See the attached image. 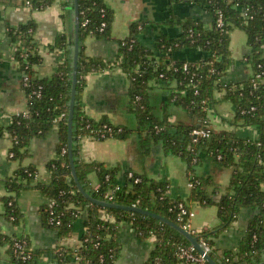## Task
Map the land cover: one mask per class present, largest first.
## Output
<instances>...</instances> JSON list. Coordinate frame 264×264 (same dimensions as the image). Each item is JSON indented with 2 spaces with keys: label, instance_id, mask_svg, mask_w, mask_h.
Instances as JSON below:
<instances>
[{
  "label": "trees",
  "instance_id": "1",
  "mask_svg": "<svg viewBox=\"0 0 264 264\" xmlns=\"http://www.w3.org/2000/svg\"><path fill=\"white\" fill-rule=\"evenodd\" d=\"M55 0H28L34 9H42ZM187 0H170L171 3ZM204 6L213 16L211 26L199 19H177L174 15L165 23L180 22L182 31L176 36L161 32L156 40L159 54L146 47L139 39L144 28L142 20L133 22L129 33L121 39L120 53L116 60L106 61L101 56L86 53L85 40L89 35L100 38L112 36L114 10L105 0H78L79 10V59L76 97L73 117V155L78 178L87 192L98 199L135 205L154 211L172 221L184 225L187 215L180 218V202L192 208V202L216 205L218 223L202 228L194 234L199 241L206 240L212 249L209 254L220 264H255L264 260V0H189ZM64 6L75 9L74 0ZM223 14L224 24L219 26L217 17ZM38 23L31 18L18 25L7 24L6 33L15 44V57L22 74L28 108L15 113L12 122L0 124V136L8 133L12 139L9 156L22 159L29 152L34 136L43 135L57 125L59 140L56 156L49 160V181L38 180L34 164L18 166L14 172L3 177L7 193L3 196V215L14 224H20L23 213L19 204L22 191L38 189L47 198L42 206L45 224L58 236L55 252L58 264H114L121 253L118 240L119 222L128 220L142 238L154 236L156 244L146 264H182L180 244L190 241L171 224L138 211L105 207L91 201L78 188L68 152V117L72 95V46L74 39L66 33L59 34L53 46L67 48L65 57L50 76H39L35 64L43 58L35 33ZM240 27L247 34L252 50L245 56L251 65L249 77L239 82L224 83L223 77L233 64L230 48V32ZM186 48L201 51L198 57L178 56ZM187 63V68L184 64ZM119 66L127 74L129 85V109L137 118L135 128L115 124L103 117L89 116L83 109L85 76L90 71ZM163 74V75H161ZM260 74V76H258ZM175 81L171 87L162 116L153 112L149 100L152 81ZM222 96L218 98L217 92ZM224 99L234 103L236 112L233 123L256 124L259 135L255 139L242 138L234 129L215 130L209 136L195 135L196 128L207 127V114L211 105ZM184 107L193 117L191 122H173L169 105ZM210 127V126H209ZM140 138L141 147L148 152L155 144H161L166 152L181 156L187 163L189 180L193 183L188 199L172 197L167 180H158L146 174L129 175L120 182L119 166L104 161H86L81 156V140L94 138H125L132 132ZM205 155L218 163L232 168L230 182L219 199L213 198L210 176L196 172ZM98 174L99 185L93 186L89 174ZM214 187V191L218 190ZM54 201L51 206L50 203ZM244 207L254 209L240 243L236 248L219 249L215 239L228 229ZM114 216V219L104 214ZM85 215L84 232L80 244L70 246L61 239L71 236L78 217ZM7 247L12 264H39L42 249H35L28 234L0 231V250ZM74 258L76 260L74 261ZM203 264H211L205 261Z\"/></svg>",
  "mask_w": 264,
  "mask_h": 264
},
{
  "label": "crops",
  "instance_id": "2",
  "mask_svg": "<svg viewBox=\"0 0 264 264\" xmlns=\"http://www.w3.org/2000/svg\"><path fill=\"white\" fill-rule=\"evenodd\" d=\"M28 0H0V124L7 126L12 122L13 115L28 108V99L22 83V74L15 57V44L6 33L7 24L18 25L33 18L38 26L35 33L39 42V50L43 56L35 64L39 76H50L65 57L67 48L53 46L56 37L61 33H75V9L64 6L67 0H55L54 3L42 9L32 8ZM114 10L112 36L100 38L89 35L85 40L86 53L91 56H101L106 61H114L120 53L121 39L130 31V26L137 20H142L144 28L139 34L140 41L159 54L156 40L161 32L173 37L181 33L180 22L165 23L174 15L177 19H199L205 26H211L212 14L201 4L187 1L171 3L170 0H105ZM230 48L234 62L223 77L224 83L245 80L252 72L251 65L245 56L252 48L248 44L244 29L234 27L230 32ZM74 45L72 46V56ZM178 56L198 57L201 51L197 48H186L177 53ZM149 90V100L153 112L162 116L165 103L168 101L171 87L175 81H152ZM130 80L121 67L104 68L90 71L85 76L83 91V109L91 117L108 118L115 124H123L135 128L137 118L128 105ZM221 91L216 96L221 98ZM170 119L173 122H191L193 117L182 106L170 103ZM236 108L229 100H218L208 109L207 123L215 130L234 129L242 138L255 139L259 135L258 125H235L233 119ZM59 140L58 126L55 125L46 133L34 136L29 145V154L22 159L9 156L12 139L8 133L0 136V231L5 233H25L30 237L32 247L42 249L39 264H58L55 245L58 242L56 231L48 227L42 218V206L47 198L36 188L22 191L19 204L23 213L20 224H14L3 215L5 204L3 196L7 193L3 177L8 176L20 165L34 164L37 168L38 180L49 181L51 172L47 167L50 159L57 153ZM81 156L86 161L100 160L109 165L119 166L118 178L124 183L126 172L146 174L158 180L169 182L168 192L172 197L188 199L191 186L186 161L179 155L166 152L161 144H155L148 152L141 147L140 138L134 131L125 138L107 137L103 139L85 136L81 140ZM196 172L210 176L214 182L209 193L219 199L226 191L230 182L232 168L218 163L212 157L205 155L202 163L196 166ZM93 186H98L99 178L95 171L89 174ZM214 187H218L214 191ZM195 211L191 224L197 229L213 226L218 223L216 205H205L192 202ZM254 209L244 207L235 222L215 239V246L236 248L244 234L248 221L254 214ZM111 219L114 216L104 214ZM85 215L78 217L71 236L61 239L62 243L75 246L80 242L84 232ZM118 240L121 243V253L114 264H146L151 250L156 244L154 236L142 238L128 220L119 222ZM0 264H12L7 247L0 250Z\"/></svg>",
  "mask_w": 264,
  "mask_h": 264
},
{
  "label": "water",
  "instance_id": "3",
  "mask_svg": "<svg viewBox=\"0 0 264 264\" xmlns=\"http://www.w3.org/2000/svg\"><path fill=\"white\" fill-rule=\"evenodd\" d=\"M75 2V33H74V52H73V61H72V95L70 99V110H69V117H68V152H69V159L72 168V174L76 184L78 185L79 190L88 197L91 201L96 202L105 207H115V208H123L133 211H138L141 213L149 214L154 217L161 219L162 221L171 224L173 227L178 229L189 241L192 243L198 251L201 253L204 252L203 247L201 246L198 238L196 235L192 234L190 231L185 229L182 225L172 221L171 219L162 216L154 211H151L146 208H142L140 206L135 205H126L115 201L110 200H103L98 199L91 195L89 192L85 190L83 185L81 184L76 167L74 164V155H73V117H74V105H75V97H76V84H77V77H78V59H79V10H78V0H74ZM207 261L211 264H220L217 262L209 253L205 255ZM255 264H264V260Z\"/></svg>",
  "mask_w": 264,
  "mask_h": 264
},
{
  "label": "built area",
  "instance_id": "4",
  "mask_svg": "<svg viewBox=\"0 0 264 264\" xmlns=\"http://www.w3.org/2000/svg\"><path fill=\"white\" fill-rule=\"evenodd\" d=\"M217 23L219 26H222L224 24V17L223 14L220 12L218 17H217ZM184 68H187V63L184 64ZM163 75V74H161ZM260 76V74L258 75ZM193 133L195 135H202V136H209L211 133V127L207 126V127H201V128H196L193 130ZM134 172L130 171L129 175H133ZM99 185V184H98ZM193 183L190 181V186H192ZM120 188L119 185H117L113 190L110 189L107 193V196L109 199L106 200H110L112 201L113 197H114V192L116 190H118ZM54 204V201H52L50 203V205L52 206ZM179 206L181 208L180 211V218L185 214L187 215V219L186 222L184 223L183 227L185 229H187L188 231H190L192 234H194L195 232L199 231L200 229L195 228L194 226H192L191 224V219L192 217H194L195 215V211L193 208H188L187 207V203L185 202H180ZM195 235V234H194ZM81 241V240H80ZM201 246L204 249V252L201 253L200 251H198L196 249V247L190 243L188 245H184V244H180L178 246L179 249V254L182 257L183 261L181 262L182 264H203L205 261H207L205 255L206 253H209L212 249L211 245L208 244V242L204 239H202L201 241H199ZM80 244V242L78 243ZM77 244V245H78ZM75 245V246H77ZM76 260V258H74V261ZM77 264V262H74ZM91 264V263H90Z\"/></svg>",
  "mask_w": 264,
  "mask_h": 264
}]
</instances>
